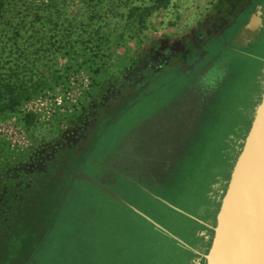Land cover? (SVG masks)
Here are the masks:
<instances>
[{"label":"rangeland","instance_id":"374dc122","mask_svg":"<svg viewBox=\"0 0 264 264\" xmlns=\"http://www.w3.org/2000/svg\"><path fill=\"white\" fill-rule=\"evenodd\" d=\"M255 2L0 0V264H55V252L56 264H94L95 243L103 247L111 228L173 229L167 214L173 197L149 181V165L136 170L131 160L150 161L167 125L185 127L189 70L202 54L214 57L234 44L232 34L244 35L253 16L262 17ZM171 59L181 71L169 73L177 71L169 69ZM221 125L213 121L198 138V172L219 150L228 128ZM219 155L210 168L215 174L223 165ZM92 211L104 219L100 228L93 224L101 241L87 231ZM214 227L213 221L205 229L206 253ZM84 229L90 240L82 246L60 235L79 237ZM181 238L190 243L188 235ZM62 246L79 253L72 257Z\"/></svg>","mask_w":264,"mask_h":264},{"label":"trees","instance_id":"16d2710c","mask_svg":"<svg viewBox=\"0 0 264 264\" xmlns=\"http://www.w3.org/2000/svg\"><path fill=\"white\" fill-rule=\"evenodd\" d=\"M262 19L264 18L258 17L256 24L242 40V45L256 44L253 50L248 53L260 59H264V42L260 40L258 43L257 40L254 41V38L259 36L258 33L261 29H264V20L262 21ZM233 54L222 49L215 55L214 70L216 74L212 77L208 96L199 109L197 117L193 120L194 124L189 129L185 125L181 128L182 131L175 128L170 129V126L167 137H164L163 141L158 144L157 150L154 151L155 155L152 154V167L147 168L149 181L155 185L164 186L173 197L171 203L169 202L173 207L167 206V210L170 211L167 213L168 221L173 225V229L164 226V229L160 226L161 229H159L148 222H146L148 229L135 231L123 229L117 232L111 228L104 233L105 244L103 247L102 244L95 243L94 251L90 254V256H94V264L97 262L98 264H206L204 259V255L207 254L206 238L208 233L206 232L209 231L205 232V229L211 228V225L203 223V220L211 221V224L214 221L215 212L213 211L221 204L231 171L242 150L255 110L260 104L261 95L264 92V62L244 54H238L241 58L237 59ZM230 101L231 107L228 106ZM231 119H237L239 122L229 126ZM213 121H217L218 125L222 124L221 127L228 125L227 133L218 139L219 150L217 149L215 152V157H211L212 163H205L198 172L197 168L195 169L197 166L195 154L201 146H197L198 138ZM218 154H222L221 157L219 155V158L222 159L223 165L220 172L217 171L215 174V170H210V168L216 169L215 160ZM194 169L195 174L193 173ZM190 172L192 174L187 179ZM198 185H201L200 192L195 195ZM174 208L180 211H176ZM188 211L207 212L192 214ZM92 213V223L89 224L87 231L94 240L101 241L102 236L98 229L100 227L97 224H102L104 219L98 218L96 211H92ZM187 215L196 218L203 224L190 219ZM71 220L77 225L80 224L79 220H74L72 217ZM112 222L113 218L107 219V223ZM93 224L98 228H95ZM177 225L181 227L179 232L176 231L180 235L175 232ZM87 231L85 229L80 231L79 237H74V234L69 232L67 234L61 232L60 235L63 239L68 237L75 239L72 246L76 244L82 246L83 239L85 242L90 240ZM93 233L97 234V237H94ZM185 234L191 239L190 243L182 240L181 236ZM34 237L35 231L33 230L26 247L33 245ZM18 242L17 238L14 239L13 245L21 250ZM72 246H62L58 249L63 252L70 249L73 257L74 254L79 253V250L74 252L76 248H72ZM32 257L33 255L29 253L27 259L31 260ZM60 258L61 256L57 252L52 257L55 264L59 262Z\"/></svg>","mask_w":264,"mask_h":264},{"label":"water","instance_id":"95a60500","mask_svg":"<svg viewBox=\"0 0 264 264\" xmlns=\"http://www.w3.org/2000/svg\"><path fill=\"white\" fill-rule=\"evenodd\" d=\"M254 20L253 16L243 33H249ZM215 211L216 225L211 245L204 255L205 263L264 264V92L221 204Z\"/></svg>","mask_w":264,"mask_h":264},{"label":"flooded vegetation","instance_id":"af4514ba","mask_svg":"<svg viewBox=\"0 0 264 264\" xmlns=\"http://www.w3.org/2000/svg\"><path fill=\"white\" fill-rule=\"evenodd\" d=\"M255 1H256L255 5H254V7H252L253 11H258V10L261 11L262 18H264V6L260 4L263 0H255ZM263 20L264 19H262V21ZM258 34L262 35L261 42H264V29H261ZM244 36H245V34L242 35V33H240V35L232 34L231 39L234 41V44L232 43V41H230L225 45L224 49L231 52V53H236V54H240V55L244 54V55H246L250 58H253V59L257 58V60L264 62V59H260L256 56H254L253 54L248 53V51L242 53L241 51L238 50L240 46L238 47L235 44V40H236V42L239 40L241 41L242 38H244ZM215 58H216V56L210 57V56H208V54H204V55L202 54L199 61H197V63L194 65L193 69L189 70V73L187 76V78H189V79L187 80L188 83L186 84V91H187L186 94L188 95V97L186 98L185 104H184V105H186L185 109L188 112L187 114H189L186 118H184L185 125H187L186 128L188 127V129H189V127L192 126V124H194L193 120L195 119V117H197V113L199 112V109L202 107L204 100H206V98L208 96V94H207L208 91H210V89H211L212 77L214 76V74H216V72L214 70ZM181 65H182V63H181ZM182 68H183V65H182L181 69ZM181 69L177 70V71H169V73H177V72L181 71ZM260 101H261V99H260ZM170 126L171 125H167L166 126L167 129H164V131H166V130L168 131ZM172 128L177 129L176 127L171 126L170 129H172ZM152 147H153L152 149L157 150L158 144L153 143ZM131 161L135 162V165L137 166L135 168L136 170H139V169L142 170V169L146 168L142 165H146V166L149 165V168H150L152 160H150V161L145 160V161H142L140 163H137L134 160H131Z\"/></svg>","mask_w":264,"mask_h":264},{"label":"bare ground","instance_id":"6f19581e","mask_svg":"<svg viewBox=\"0 0 264 264\" xmlns=\"http://www.w3.org/2000/svg\"><path fill=\"white\" fill-rule=\"evenodd\" d=\"M180 65L181 64L179 62H177L175 59H171L168 66H169V69H176L177 70V69H179Z\"/></svg>","mask_w":264,"mask_h":264},{"label":"crops","instance_id":"0c3cea01","mask_svg":"<svg viewBox=\"0 0 264 264\" xmlns=\"http://www.w3.org/2000/svg\"><path fill=\"white\" fill-rule=\"evenodd\" d=\"M216 214H217V211H215V213H214V222H215V225H216V220H215V218H216ZM207 223V224H209V225H211V221H206V220H203V223Z\"/></svg>","mask_w":264,"mask_h":264}]
</instances>
